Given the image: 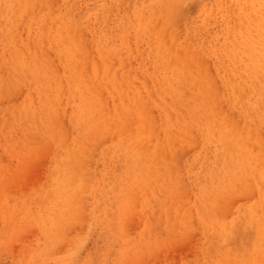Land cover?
<instances>
[{"label": "rangeland", "instance_id": "1", "mask_svg": "<svg viewBox=\"0 0 264 264\" xmlns=\"http://www.w3.org/2000/svg\"><path fill=\"white\" fill-rule=\"evenodd\" d=\"M0 264H264V0H0Z\"/></svg>", "mask_w": 264, "mask_h": 264}, {"label": "bare ground", "instance_id": "2", "mask_svg": "<svg viewBox=\"0 0 264 264\" xmlns=\"http://www.w3.org/2000/svg\"><path fill=\"white\" fill-rule=\"evenodd\" d=\"M202 76H203V75H202ZM202 76H201V77H202ZM59 117H60V116H59Z\"/></svg>", "mask_w": 264, "mask_h": 264}]
</instances>
